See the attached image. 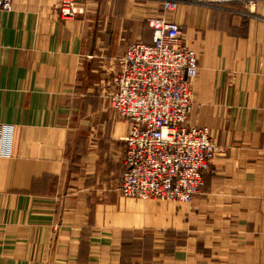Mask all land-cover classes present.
Here are the masks:
<instances>
[{
    "label": "crops",
    "instance_id": "crops-1",
    "mask_svg": "<svg viewBox=\"0 0 264 264\" xmlns=\"http://www.w3.org/2000/svg\"><path fill=\"white\" fill-rule=\"evenodd\" d=\"M15 0L0 11V264H264V1L181 5L198 58L191 128L218 151L192 206L120 193L129 126L110 109L152 0Z\"/></svg>",
    "mask_w": 264,
    "mask_h": 264
},
{
    "label": "built area",
    "instance_id": "built-area-1",
    "mask_svg": "<svg viewBox=\"0 0 264 264\" xmlns=\"http://www.w3.org/2000/svg\"><path fill=\"white\" fill-rule=\"evenodd\" d=\"M14 1L0 0V11L11 12ZM78 1L59 0L62 19L78 15ZM152 1L159 3L163 14L146 19L152 44L128 47L107 95L110 109L129 126L119 190L128 199L192 205L218 148L207 131L188 124L198 58L185 45L182 27L166 15L181 5L252 7L264 0Z\"/></svg>",
    "mask_w": 264,
    "mask_h": 264
},
{
    "label": "rangeland",
    "instance_id": "rangeland-1",
    "mask_svg": "<svg viewBox=\"0 0 264 264\" xmlns=\"http://www.w3.org/2000/svg\"><path fill=\"white\" fill-rule=\"evenodd\" d=\"M80 1H81V0H79L78 3H80ZM234 4L242 5V4H240V3H233V4H228V5H234ZM256 4H257V3H255V5H256ZM255 5L252 6V7H245L244 5H242L243 8L245 9V14H244V15H252V14H251V10L255 7ZM225 6H227V5H225ZM58 14H59V13H58ZM59 16H60V15H59ZM60 18H61V16H60ZM61 19H62V18H61ZM195 53H196V52H195ZM196 55H197V54H196ZM217 148H218V147H217ZM217 151H218V150H217ZM215 158H216V157H215ZM214 161H215V160H214ZM211 167H212V166H211ZM211 167H210V169H211ZM210 169H209V170H210ZM209 170H208V171H209ZM208 171H207V172H208ZM207 172H206V173H207ZM204 177H205V176H204ZM204 184H205V181H204ZM203 187H204V186H203ZM201 190H202V189H201ZM200 193H201V191H200ZM200 193H199L198 195H200ZM198 195H197V196H198ZM197 196H196V197H197ZM196 197H195V199H196ZM153 200L160 201V200H157V199H153ZM148 201H149V200H148ZM160 202H165V201H160ZM173 202H175V201H173ZM192 205H193V204H192ZM192 205H188V206H192Z\"/></svg>",
    "mask_w": 264,
    "mask_h": 264
},
{
    "label": "bare ground",
    "instance_id": "bare-ground-1",
    "mask_svg": "<svg viewBox=\"0 0 264 264\" xmlns=\"http://www.w3.org/2000/svg\"><path fill=\"white\" fill-rule=\"evenodd\" d=\"M211 136V135H210Z\"/></svg>",
    "mask_w": 264,
    "mask_h": 264
}]
</instances>
